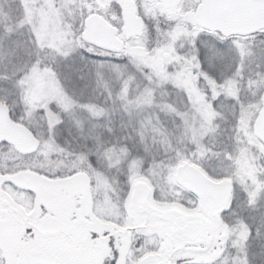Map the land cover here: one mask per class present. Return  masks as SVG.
Masks as SVG:
<instances>
[{
    "label": "rangeland",
    "instance_id": "374dc122",
    "mask_svg": "<svg viewBox=\"0 0 264 264\" xmlns=\"http://www.w3.org/2000/svg\"><path fill=\"white\" fill-rule=\"evenodd\" d=\"M198 1L168 11L136 0L143 35L126 58L107 63L75 48L78 0H0V101L40 146L29 156L0 146V264H21L28 246L42 242L41 187H17L18 175L58 185L77 174L85 179L75 194L61 189L78 221L72 235L53 225L49 236L69 245L65 261L100 264L102 243L88 239L91 211L102 220L111 205L127 214L134 182L143 180L153 189V226L167 233L175 214L191 218L199 207L178 184L177 170L187 166L235 185L231 212L206 217L210 239L222 224L230 228L217 264H264V145L253 133L264 93V33L226 39L198 29ZM61 7L59 25L66 24L56 42L44 19Z\"/></svg>",
    "mask_w": 264,
    "mask_h": 264
},
{
    "label": "flooded vegetation",
    "instance_id": "af4514ba",
    "mask_svg": "<svg viewBox=\"0 0 264 264\" xmlns=\"http://www.w3.org/2000/svg\"><path fill=\"white\" fill-rule=\"evenodd\" d=\"M125 1L127 0H78L75 12V21L77 20L76 27L74 26L72 29L76 31L75 48L81 54L90 59L104 60L107 63L109 61H116L118 60L117 58L121 60L127 57L129 43L134 39L127 38V23L124 14ZM134 1L137 7V14L142 17L139 5L136 0ZM157 1V4L161 3L163 6L162 0ZM61 6L64 7L63 5ZM62 7L60 9L55 8L51 18L44 17L43 31H45L46 36L54 38L56 42L59 41L58 34L62 30H65L66 23L62 24V26L59 25L64 20L66 13V10ZM163 8L168 11L178 9H166L164 6ZM93 17L97 18L91 23V27L88 28V22ZM29 21H31V18ZM51 21L54 22L52 26L49 23ZM145 28L146 23L144 20L143 32ZM54 49L57 52L63 51V49ZM188 168L189 166L177 170L178 184L182 186L184 193L196 198L199 207H197L198 210L195 211L191 218H182L181 215L175 214L174 226L167 233L160 234L157 230L158 228L153 226L156 218L149 214V212H154L150 210V206H153L150 203L151 197L153 196V189L151 186L145 184L143 180L134 182L133 187L135 190L131 196L132 204H130V212L126 208L127 214L122 215L121 211L116 212L112 210L111 205L107 211V215L102 220V218L98 217V214L96 215L94 210L91 211L92 216L94 215L93 226L89 229L88 239L102 243L101 247L103 248L101 251L103 256L100 264H217L220 262L222 257L226 255L224 249L230 240V228L222 224V226L216 228L217 231L214 235H211L210 239L209 230L211 231V226L206 223V217L211 214L221 215L223 212H231L234 182L227 179L215 180L198 169L204 177L215 185H219L224 181H229L231 184V196L227 205L211 212L202 199L189 189L188 182L183 179V174ZM78 177L77 174L65 183H63V180L59 185V181L58 183L50 182L48 184L45 181L38 183L37 179L29 183L32 185L39 184L42 190L41 207L45 211L43 216H41V220L44 224V230L42 232L43 235L38 236V240L40 236L42 238V242L38 244L40 247L28 246V254L26 257L22 256L21 264H69V262L73 264V258L69 260L71 259L70 256L65 261V252L70 253L71 251L65 245H69L63 243L64 238L60 237L61 235L59 234H57V238H50L49 235L51 233H49V230L54 225L62 231L66 230L67 233L71 234L70 228L78 225L77 217L72 212L71 207L65 204L66 202L62 200L63 197L61 196V189L64 192L66 191L65 196H70L71 194L79 192L85 186L86 181L84 178H82L84 185L81 189L72 190L68 186L69 181L77 179ZM138 184L147 185L149 189L146 197V206L136 200ZM5 205L7 206L8 204L5 203ZM95 205L94 200L91 207L95 209ZM99 207L104 206L101 205ZM126 215H129L130 218L129 225L125 219ZM67 238L72 237L66 234ZM31 242L33 241L31 240ZM186 246H190L192 251L198 252L197 259H190L189 254L181 255V253L186 251ZM92 247L91 253L96 250L94 244ZM176 257L177 259L174 261ZM4 261L6 264H10L14 259L6 258Z\"/></svg>",
    "mask_w": 264,
    "mask_h": 264
},
{
    "label": "water",
    "instance_id": "95a60500",
    "mask_svg": "<svg viewBox=\"0 0 264 264\" xmlns=\"http://www.w3.org/2000/svg\"><path fill=\"white\" fill-rule=\"evenodd\" d=\"M181 0H163L166 7H177ZM127 15L128 38L142 34V21L136 17V7L132 0L124 3ZM97 17L88 22L91 27ZM138 20V21H136ZM194 22L209 31L219 32L226 37L248 36L264 30V0H202L194 16ZM114 35V34H113ZM255 136L264 144V98L263 108L254 127ZM11 142L13 145L27 152L35 142L28 131L14 125L9 119V108L0 103V143ZM35 177L32 176L31 180ZM183 179L189 182V188L195 191L204 201L209 211L223 208L230 197L229 183L214 185L198 170L189 169L183 174ZM17 185L26 187L29 179L26 176L16 178ZM73 189L82 186L79 179L70 184ZM148 189L143 185L137 187L138 202L145 204ZM201 233V231H200Z\"/></svg>",
    "mask_w": 264,
    "mask_h": 264
},
{
    "label": "bare ground",
    "instance_id": "6f19581e",
    "mask_svg": "<svg viewBox=\"0 0 264 264\" xmlns=\"http://www.w3.org/2000/svg\"><path fill=\"white\" fill-rule=\"evenodd\" d=\"M222 67V66H221ZM225 69V65L223 66V70Z\"/></svg>",
    "mask_w": 264,
    "mask_h": 264
},
{
    "label": "trees",
    "instance_id": "16d2710c",
    "mask_svg": "<svg viewBox=\"0 0 264 264\" xmlns=\"http://www.w3.org/2000/svg\"><path fill=\"white\" fill-rule=\"evenodd\" d=\"M30 228H31V227H30ZM28 232H30V230H29Z\"/></svg>",
    "mask_w": 264,
    "mask_h": 264
}]
</instances>
